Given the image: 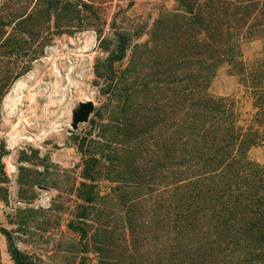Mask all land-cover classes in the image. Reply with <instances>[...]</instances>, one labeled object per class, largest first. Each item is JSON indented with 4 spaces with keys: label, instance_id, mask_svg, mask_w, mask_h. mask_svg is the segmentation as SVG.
<instances>
[{
    "label": "trees",
    "instance_id": "trees-1",
    "mask_svg": "<svg viewBox=\"0 0 264 264\" xmlns=\"http://www.w3.org/2000/svg\"><path fill=\"white\" fill-rule=\"evenodd\" d=\"M95 20L92 0H1L0 102L56 37ZM111 34L98 38L108 54L95 65L104 70L103 103L93 137L77 141L79 203L69 229L89 241L98 264H110L107 209L117 210L128 238H153L156 264H264V166L248 158L259 135L209 92L227 65L264 125V65L245 75L240 50L241 39L258 38L264 55V0H174L143 43ZM127 51L126 66L114 69ZM6 155L0 143V184ZM0 233L14 264H36L11 232Z\"/></svg>",
    "mask_w": 264,
    "mask_h": 264
},
{
    "label": "rangeland",
    "instance_id": "rangeland-1",
    "mask_svg": "<svg viewBox=\"0 0 264 264\" xmlns=\"http://www.w3.org/2000/svg\"><path fill=\"white\" fill-rule=\"evenodd\" d=\"M92 3L98 20L86 30L56 37L17 80L23 83L22 89L14 92L16 81L0 102V143L7 151L2 159L7 179L0 184L4 189L0 192V228L11 232L14 246L36 264H98L89 241L81 240L68 227L79 203L75 195L81 165L77 141L89 134L93 137L103 103L104 70L97 71L95 65L108 54L98 38H111L113 31L126 32L132 36V44H141L153 20L174 6V0ZM240 50L245 75L264 65L260 39H241ZM129 54L127 51L121 63H114V69L124 68ZM209 92L232 108L242 129L258 132L259 140L249 149L248 158L264 166V125L255 121L252 96L241 76L222 65ZM87 100L94 104L88 122L68 134L71 112ZM36 179L40 184L30 186ZM108 187L102 181L100 194L108 193ZM116 212L107 209L105 213L113 231L110 264H156L153 238H128ZM0 264H14L1 233Z\"/></svg>",
    "mask_w": 264,
    "mask_h": 264
},
{
    "label": "water",
    "instance_id": "water-1",
    "mask_svg": "<svg viewBox=\"0 0 264 264\" xmlns=\"http://www.w3.org/2000/svg\"><path fill=\"white\" fill-rule=\"evenodd\" d=\"M93 110L94 104L92 101L87 100L84 102H80L76 109L71 112V123L67 133L73 134L75 131H77L80 124L88 122L90 114L93 112ZM37 188L43 189V187Z\"/></svg>",
    "mask_w": 264,
    "mask_h": 264
},
{
    "label": "bare ground",
    "instance_id": "bare-ground-1",
    "mask_svg": "<svg viewBox=\"0 0 264 264\" xmlns=\"http://www.w3.org/2000/svg\"><path fill=\"white\" fill-rule=\"evenodd\" d=\"M23 83L22 82H20V81H17L16 83H15V87L13 88V90H14V92L16 93L19 89H22L21 87L23 86L22 85ZM13 92V91H12ZM11 92V93H12ZM19 94V93H18ZM13 95V94H12ZM13 99V98H12ZM16 99V98H15ZM14 99V100H15ZM6 101V100H5ZM9 103V102H8ZM14 103V102H13ZM12 106H14V105H12Z\"/></svg>",
    "mask_w": 264,
    "mask_h": 264
}]
</instances>
